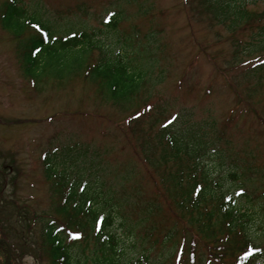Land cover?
Segmentation results:
<instances>
[{
	"label": "rangeland",
	"instance_id": "1",
	"mask_svg": "<svg viewBox=\"0 0 264 264\" xmlns=\"http://www.w3.org/2000/svg\"><path fill=\"white\" fill-rule=\"evenodd\" d=\"M4 1L0 0L1 196L29 212H48L53 199L40 158L58 145L81 144L94 159V185L133 192L131 203L118 207L114 227L127 258L137 263L135 258L146 250L148 259L137 264H174L181 243L180 230H175L179 224L163 200L155 169L141 152L143 135L131 122L135 106L112 104L84 72L57 78L40 70L35 79L23 73L22 59L35 31V21L28 18L42 19L52 23L56 37L73 30L94 33L100 44L135 54L137 65L146 66L155 81L161 77L144 97L153 105L160 103L167 116L177 115L173 125L178 130L205 125L203 140L216 145L207 149L204 165L221 190L234 196L237 207L246 209L247 235L264 249V80L245 75L258 53L235 54L236 40L247 37L244 30L231 32L215 23L200 0H19L23 17H15L5 29ZM257 7H263L260 0ZM112 11L115 27L105 24ZM43 54L47 72L55 71L47 51ZM70 55L75 56L68 53V60ZM96 56V50L90 52L88 62ZM243 59H249L247 64H240ZM151 198L162 202V210L145 220L144 200ZM150 223L157 225V243L145 236ZM170 229L177 233L164 240ZM9 247L5 264H13L14 254L20 253L14 264H46L19 247L18 252ZM202 257L196 264H209ZM181 260L189 264L186 254ZM259 264H264V256Z\"/></svg>",
	"mask_w": 264,
	"mask_h": 264
},
{
	"label": "trees",
	"instance_id": "2",
	"mask_svg": "<svg viewBox=\"0 0 264 264\" xmlns=\"http://www.w3.org/2000/svg\"><path fill=\"white\" fill-rule=\"evenodd\" d=\"M258 1L200 0L215 23L231 32L236 29L246 32L244 41L239 39L234 43L235 54L258 53L252 57L253 63L245 75L260 82L264 80V0H260L262 8L257 7ZM3 6L6 17L3 14L1 23L7 29L15 17H23L25 10L19 0H5ZM115 14L112 11L106 16V26H116ZM28 21H35V31L29 37L32 42L22 59L26 76L35 79L40 70L57 78L84 72L112 104H133L137 109L131 122L136 129L140 126L141 152L148 165L155 169L156 183L165 193L163 200L179 224L175 230H180L181 243L175 251L174 264H183L184 254L189 264L204 260L202 256L207 257L209 264H259L264 249L247 235L246 209L237 207L234 196L221 190L204 165L207 149L216 145L215 141L203 140L201 132L205 125L195 123L178 130L173 125L177 115L167 116L160 103L153 105L144 97L161 77L155 81L143 63L145 67L137 65L135 54L100 44L93 39L94 33L73 30L71 34L56 37L49 21L30 18ZM44 50L56 66L53 72H47L44 66ZM94 50L96 59L89 63L90 52ZM71 52L75 56L70 55L72 59L68 60L66 55ZM249 59H243L240 64H247ZM185 120L183 117L184 123ZM146 127L152 132L145 130ZM59 146L45 151L40 158L53 199L48 212H29L15 200L0 195V264L6 263L9 246L15 252L19 247L24 254L45 259L46 264H137L147 260L146 250L135 258L137 263L127 258L121 247V234L114 229L118 207L123 202L131 203L133 192L122 194L123 191L114 188H103L102 183L94 185L91 177L96 169L88 148L81 144ZM144 203L145 220L162 210V202H157V198L146 199ZM150 224L145 236L151 243H157V237H153L157 225ZM175 230L166 232L164 240L176 234ZM22 237V242L16 241ZM21 255L14 254L13 264Z\"/></svg>",
	"mask_w": 264,
	"mask_h": 264
}]
</instances>
